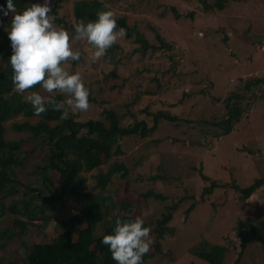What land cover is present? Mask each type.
<instances>
[{
  "label": "rangeland",
  "instance_id": "rangeland-1",
  "mask_svg": "<svg viewBox=\"0 0 264 264\" xmlns=\"http://www.w3.org/2000/svg\"><path fill=\"white\" fill-rule=\"evenodd\" d=\"M57 1L52 0V9ZM77 1L80 0H61L56 10L57 18L72 27L76 24L73 7ZM99 1L117 18H126L128 27L135 26L148 44L158 46V34L169 42L171 50L143 55L134 36L129 40L124 36L107 50L105 57L91 63L90 46L72 39L73 50H79L81 58L64 67L70 74L81 75L90 93V107L71 116L78 122L103 121V112L112 111L120 118V126L126 127L141 120L151 124V117L143 114L147 109L150 113L162 111L174 120H160L152 137L119 139L123 155L106 160L100 170L117 162L124 164L129 174L126 178L112 176L106 191L99 194L116 205L106 220H111L116 211L123 216L128 208L131 218L139 217L145 227L151 228L153 239L156 221L167 213L168 205L183 199L172 211L169 227L174 230L173 236L164 237L162 253H154L145 264H208L199 254L213 245L227 248L219 264H264V243L249 230L251 223L264 226V184L247 199H241L231 188L232 184L243 189L256 179L264 181V0L232 1L222 10L213 8L208 12L204 7L217 0ZM22 2L29 7L43 0ZM69 34L70 38L75 35ZM4 69L0 61V72ZM54 95H60L61 101L67 98L58 92ZM236 114L239 116L234 118ZM229 117L233 118L231 129ZM25 120L37 122L22 115L12 118L5 123L4 139L26 140L28 134L12 130L14 123ZM20 150L26 153L22 167L14 170L20 184L17 194L4 200L0 233L7 228L18 233L13 219L28 220L10 211L12 203L21 210L22 200L39 194L50 197L43 177L55 182L50 171L36 170L46 154L42 145L30 140L20 144ZM94 172L86 176L81 204L98 194L91 179ZM155 175L162 180L149 179ZM211 182L218 186L200 202L202 190ZM47 185L52 192V186ZM24 186L33 190L27 198L23 197ZM149 190L168 200L163 203L145 198L143 194ZM33 200L32 206L42 208L43 217L50 220H43L37 212V219L22 237L8 238L3 233L0 264H23L26 247L49 243L71 227L64 222L81 208L72 198L57 199L54 204ZM109 225L101 222L95 235H101ZM83 227L74 226V231Z\"/></svg>",
  "mask_w": 264,
  "mask_h": 264
},
{
  "label": "trees",
  "instance_id": "trees-1",
  "mask_svg": "<svg viewBox=\"0 0 264 264\" xmlns=\"http://www.w3.org/2000/svg\"><path fill=\"white\" fill-rule=\"evenodd\" d=\"M237 0H217L212 5L204 3L205 12L210 11L213 8L218 10L223 9V5ZM16 5L17 11H22L24 3L22 0H13ZM61 0H58L51 15L56 17L55 23L62 26L66 31L75 34L73 27L68 25L64 19H59L56 16V10L59 8ZM0 6L6 7V0H0ZM109 10L107 5L99 0H80L77 1L73 7V17L75 23L79 21H94L97 16V12ZM174 11V10H173ZM178 17V15H175ZM189 16L192 17V14ZM118 29L123 27L126 30V38L129 40L134 36V42L140 44V51L144 55L147 52H156L158 50L170 51L171 45L168 41L164 40L158 34L155 35V40L158 46L148 44L145 37L136 30L137 28H129L126 22V18H117ZM11 13L5 17L0 13V61H3L7 65L8 59L11 55L10 41L7 36V32L3 27H7L10 24ZM8 28V27H7ZM113 47H111L112 49ZM12 70L10 65L6 66L3 72H0V220L1 212L4 208V200L15 196L18 192L17 186L20 182L15 176L14 170L21 168L24 162L26 153L20 150V144L29 142L30 140L36 144L42 145L46 149V154L43 159L42 165L36 166V170L50 171L55 178V182L50 181L48 177H43V184L46 186L47 192L50 193V197H42L40 194L36 197L31 196V199H25L21 201L22 209L18 210L15 203L10 206V211L15 215H24L28 218L27 221H22L18 218L13 219V223L18 228V233H13L10 228H7L6 232L0 233V237L4 234L8 238L22 237L28 231V228L32 226L33 220L37 219L36 213L40 212L41 218L45 221H49V217H43V209L32 206L35 198L40 200L50 201L52 204L61 201L63 198H72L76 204L81 205L79 211L69 220L64 222L65 226H71L66 230L60 232L49 243L34 244L25 248L27 250L23 264H116L112 259L109 247L102 243V236L107 234H113V229L117 219L134 220L130 217V210L126 208L123 216H120L116 211V214L111 220H106L111 212L115 209V202L108 201L107 198L101 196L106 191L107 185L110 183L112 176L119 175L121 178L128 176V170L124 164L113 162L108 165L107 169L100 170V167L106 160L110 158L123 155V151L118 143L119 139L135 137L140 139H146L152 137L158 127L160 120L174 121L173 119L162 114V111L150 113L145 109L143 114L147 117H151L152 123L148 124L147 121L141 120L130 123L126 127L120 126V118L112 112H103V121H87L78 122L73 119L71 114L69 118L61 120V112L54 111L50 106L46 105L47 111L40 116L34 114V109L28 103L21 100L20 95L14 91V85L11 80ZM36 88L30 89L35 90ZM55 98L61 101V96L57 95ZM237 98V97H236ZM234 99V98H233ZM226 107L228 105L226 103ZM22 115L26 119H36L37 122L32 124L28 120L21 123H14L12 130L18 134H28L27 139L18 140H5V123L12 118ZM239 115H234L237 118ZM228 121V129H231L233 124V118ZM35 147H33L34 149ZM95 171L91 175V179L94 180V190L98 194H92L89 199H86L85 204H81L82 193L85 189L87 174ZM202 179L208 182V178L201 175ZM161 179V176H153L150 180ZM49 184L52 186V192L47 187ZM264 181L256 179L251 185L246 188H240L236 184H232L231 188L239 193L241 199L249 198L256 189L261 187ZM23 186V185H21ZM218 185L211 182L209 187L202 190L199 201L203 202L204 197L211 193ZM25 187L24 198L29 197V193L32 194L33 190L28 186ZM145 198H152L154 200L162 201L165 203L168 199L161 193H155L152 190L143 194ZM193 198V197H192ZM173 202L168 205L167 213L161 216L160 220H157L154 228H152L153 237V250L149 251L142 257L143 264L150 259L154 253H162V245L164 237H171L174 234V230L169 227V223L172 219V211H174L179 202ZM14 202V201H13ZM47 205L48 207L51 205ZM194 205L189 208L188 213ZM105 221L107 226L101 233L96 236L95 232L97 226ZM84 225L83 228H75L74 226ZM249 228L250 234L256 239L264 243V226L251 223ZM145 227V226H144ZM98 234V233H97ZM100 234V233H99ZM227 248L223 246H211L208 251L201 252L199 257L206 261L208 264H219L223 261L226 255ZM233 264H236L234 261Z\"/></svg>",
  "mask_w": 264,
  "mask_h": 264
},
{
  "label": "clouds",
  "instance_id": "clouds-1",
  "mask_svg": "<svg viewBox=\"0 0 264 264\" xmlns=\"http://www.w3.org/2000/svg\"><path fill=\"white\" fill-rule=\"evenodd\" d=\"M0 13L7 17L11 13L10 25L6 29L10 41L11 55L7 65L12 70L14 90L23 101L40 116L47 111L46 105L60 111V119L69 118L70 113L86 112L89 107V90L79 73L70 74L64 67L69 61L81 58L79 50H73L71 40L84 41L90 46V62L96 63L119 39L126 36L123 27L118 29L116 15L111 10L97 12L94 21H79L74 25L75 35L54 23L52 0L32 3L17 11L13 0L0 6ZM39 85L40 89L29 91ZM46 95H42L40 90ZM67 98L58 101L55 93ZM151 228L144 227V220L117 219L113 234L102 236V243L109 247L116 264H143L153 244Z\"/></svg>",
  "mask_w": 264,
  "mask_h": 264
},
{
  "label": "crops",
  "instance_id": "crops-1",
  "mask_svg": "<svg viewBox=\"0 0 264 264\" xmlns=\"http://www.w3.org/2000/svg\"><path fill=\"white\" fill-rule=\"evenodd\" d=\"M230 3V2H229ZM264 70V69H263Z\"/></svg>",
  "mask_w": 264,
  "mask_h": 264
}]
</instances>
